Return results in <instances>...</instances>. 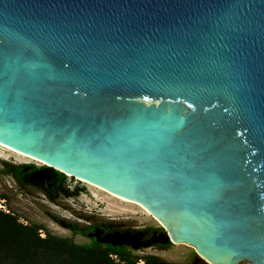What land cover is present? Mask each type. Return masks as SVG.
<instances>
[{
  "label": "water",
  "instance_id": "water-1",
  "mask_svg": "<svg viewBox=\"0 0 264 264\" xmlns=\"http://www.w3.org/2000/svg\"><path fill=\"white\" fill-rule=\"evenodd\" d=\"M0 146L264 264V0H0Z\"/></svg>",
  "mask_w": 264,
  "mask_h": 264
},
{
  "label": "rangeland",
  "instance_id": "rangeland-1",
  "mask_svg": "<svg viewBox=\"0 0 264 264\" xmlns=\"http://www.w3.org/2000/svg\"><path fill=\"white\" fill-rule=\"evenodd\" d=\"M2 163L32 165L36 172L31 175L30 180L39 181L40 186L18 185L9 175L2 172ZM43 167L45 166L35 159L20 157L0 147V210L16 216L19 223L39 225L40 237H43V232H47L60 238H69L78 245L90 243L87 238L71 234L54 223L48 215L84 226L110 223L111 227L119 232L128 230L134 234L142 229H156L157 233L153 239L166 237V232L159 222L138 205L115 198L74 177L63 174V182L58 191L46 194L51 186L46 184L47 177H43ZM126 238L112 235L108 239L118 243L127 241ZM147 240L146 233L132 238V246L124 248L129 256L137 259V264H141L142 259L148 255L156 256L167 264H205L195 255L193 248L183 243H150Z\"/></svg>",
  "mask_w": 264,
  "mask_h": 264
},
{
  "label": "trees",
  "instance_id": "trees-1",
  "mask_svg": "<svg viewBox=\"0 0 264 264\" xmlns=\"http://www.w3.org/2000/svg\"><path fill=\"white\" fill-rule=\"evenodd\" d=\"M2 172L20 186H40L39 181L30 180L31 175L36 172L32 165L2 163ZM41 172L43 177H47L46 184L51 186L46 194L58 191L64 175L48 167H43ZM48 216L71 234L87 238L90 243L78 245L69 238H60L47 232H43V237H40L39 225L19 223L16 216L0 210V264H137V259L124 251L126 245L111 242L109 236H143L147 233L148 242L151 243L154 241L150 237L157 233L156 229H142L136 234L128 230L119 232L110 223L84 226ZM141 264L167 263L148 255L142 259Z\"/></svg>",
  "mask_w": 264,
  "mask_h": 264
},
{
  "label": "flooded vegetation",
  "instance_id": "flooded-vegetation-1",
  "mask_svg": "<svg viewBox=\"0 0 264 264\" xmlns=\"http://www.w3.org/2000/svg\"><path fill=\"white\" fill-rule=\"evenodd\" d=\"M155 235V234H154ZM154 235H152L151 237H150V240L152 239L154 242H160V243H163V244H167V242H169L167 239H166V237L164 236V239H159V240H156V239H153L154 237ZM124 237V236H123ZM138 237V235H132V236H127V238L125 239V240H127V241H122V242H118V244H125L126 246H132V243H130L131 241H132V238L133 239H135V238H137ZM147 241H149V240H147ZM195 255L199 258V260L201 261V262H203V263H205L196 253H195ZM206 264V263H205Z\"/></svg>",
  "mask_w": 264,
  "mask_h": 264
},
{
  "label": "bare ground",
  "instance_id": "bare-ground-1",
  "mask_svg": "<svg viewBox=\"0 0 264 264\" xmlns=\"http://www.w3.org/2000/svg\"><path fill=\"white\" fill-rule=\"evenodd\" d=\"M1 148H3V149H6V150H8V151H11V152H13L14 154H16V155H18V156H20V157H27V156H24V155H21V154H19V153H16V152H14V151H12V150H9V149H7V148H5V147H2V146H0ZM28 158H30V157H28ZM31 159H33V158H31ZM34 160V159H33ZM40 162V161H39ZM98 190H100V189H98Z\"/></svg>",
  "mask_w": 264,
  "mask_h": 264
}]
</instances>
